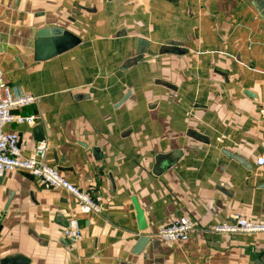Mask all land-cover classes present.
Wrapping results in <instances>:
<instances>
[{
    "label": "crops",
    "instance_id": "obj_1",
    "mask_svg": "<svg viewBox=\"0 0 264 264\" xmlns=\"http://www.w3.org/2000/svg\"><path fill=\"white\" fill-rule=\"evenodd\" d=\"M52 27L79 42L38 59ZM139 38L154 55H137ZM0 70L39 97L12 110L35 124L4 127L20 154L44 141L45 162L102 206L80 213L66 191L7 171L0 264H264V232L212 229L231 213L264 223V19L250 0H0ZM180 216L187 240L157 236Z\"/></svg>",
    "mask_w": 264,
    "mask_h": 264
},
{
    "label": "built area",
    "instance_id": "obj_2",
    "mask_svg": "<svg viewBox=\"0 0 264 264\" xmlns=\"http://www.w3.org/2000/svg\"><path fill=\"white\" fill-rule=\"evenodd\" d=\"M39 97L25 93L8 85L0 70V179L7 171H22L33 177L44 188H56L66 191L76 199L78 211L83 214L98 213L102 210L101 197L90 189H81L70 182L56 167L45 162L47 146L44 141L36 143L28 156H22L19 150V135L15 131H6L5 125L10 122L35 124L34 114H13L12 110L35 104ZM258 164L264 163V157L257 159ZM2 210L0 208V216ZM194 224L185 216L174 218L156 233L163 240L182 242L189 238ZM221 232H264V223L256 222L239 213H231L230 221L212 227ZM64 237L71 243L82 238V229L77 217L70 215L63 227Z\"/></svg>",
    "mask_w": 264,
    "mask_h": 264
},
{
    "label": "water",
    "instance_id": "obj_3",
    "mask_svg": "<svg viewBox=\"0 0 264 264\" xmlns=\"http://www.w3.org/2000/svg\"><path fill=\"white\" fill-rule=\"evenodd\" d=\"M250 1L252 5L255 7V9L259 12L260 16L264 19V0H250ZM37 36L39 38L35 44V53H36V58L41 59V60L52 57L72 47L73 45L79 42L78 37H76L72 33L65 31L61 28H56V27L45 28L39 31ZM147 43L148 42L146 39H143V38L138 39V48H137L138 56H141L144 53L154 55V53L146 49ZM224 152H226L228 155H230V157H232L236 161L242 163L245 167L247 168L250 167L248 162L243 156L232 153L226 149H224ZM174 154L176 155L175 158H178L181 154V151L176 150ZM136 206H137L136 213H137L140 227L144 229L146 227L144 213L142 209L138 207L137 203H136ZM20 262H23V261L20 259H12V260H5L4 264H15V263H20Z\"/></svg>",
    "mask_w": 264,
    "mask_h": 264
}]
</instances>
